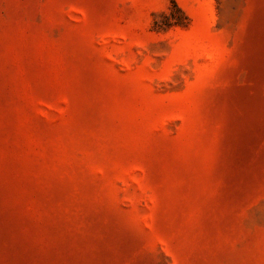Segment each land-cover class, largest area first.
<instances>
[{
  "label": "rangeland",
  "instance_id": "obj_1",
  "mask_svg": "<svg viewBox=\"0 0 264 264\" xmlns=\"http://www.w3.org/2000/svg\"><path fill=\"white\" fill-rule=\"evenodd\" d=\"M0 264H264V0H0Z\"/></svg>",
  "mask_w": 264,
  "mask_h": 264
}]
</instances>
